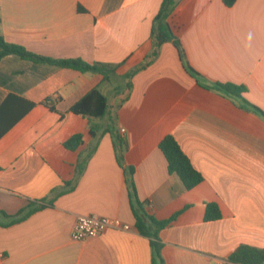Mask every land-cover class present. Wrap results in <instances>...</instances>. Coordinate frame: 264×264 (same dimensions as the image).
<instances>
[{"label":"crops","instance_id":"crops-1","mask_svg":"<svg viewBox=\"0 0 264 264\" xmlns=\"http://www.w3.org/2000/svg\"><path fill=\"white\" fill-rule=\"evenodd\" d=\"M162 3L0 0L6 42L47 58L117 66L104 80L15 55L0 61V264H152L130 183L150 215L177 214L159 232L162 264H218L240 245L264 248V118L215 87L243 85L244 98L264 111V0L231 7L176 0L168 21L198 76L173 42L138 69L153 51ZM94 88L107 98L106 115L72 113ZM76 134L81 144L67 149ZM167 135L203 176L191 190L168 171L159 149ZM30 203L44 207L11 223L7 215ZM207 203L219 206L221 218L204 221ZM80 215L119 219L130 229L75 241Z\"/></svg>","mask_w":264,"mask_h":264},{"label":"trees","instance_id":"trees-1","mask_svg":"<svg viewBox=\"0 0 264 264\" xmlns=\"http://www.w3.org/2000/svg\"><path fill=\"white\" fill-rule=\"evenodd\" d=\"M227 7H231L236 0H222ZM176 0H163L159 13L155 16L153 27L151 30V38L154 44L153 51L138 68L148 66L157 57L160 47L166 42H173L179 57L187 70L191 74H198L188 64L183 45L174 32L173 27L168 19L171 15ZM9 55H15L22 59L36 63H46L59 68L73 69L80 72H95L104 76V80L109 78L105 72L115 70L117 66L106 65L102 63L90 64L82 59H52L37 55L25 49L21 45L8 43L0 33V61ZM137 69V70H138ZM136 71V70H135ZM129 87L131 85L129 84ZM215 87L225 93L238 97L249 108L264 118V111L258 107L251 105L243 96L246 91L245 86L236 85L233 83H216ZM108 109V101L105 95L101 93L99 88H94L89 91L83 98L75 103L70 111L74 114L91 115L94 117H103ZM113 132V130H111ZM92 134H94L92 132ZM121 146L125 147V142L120 137L116 136ZM82 142V135L76 134L69 138L65 143V147L70 150L76 149ZM159 149L162 151L167 161V167L170 174L177 176L185 190H191L203 181V176L191 164L187 155L182 151L180 145L172 135L165 136L159 143ZM130 174L133 170L129 169ZM131 209L133 211L136 227L139 233L150 239L152 249V264H162L163 257L161 255L162 243L159 238V232L168 227L175 221L177 214L168 219L159 220L150 215L145 209V202L138 199L133 183H130ZM44 205L30 203L26 208L21 209L15 215H7L11 219V223H17L26 219L33 212L42 209ZM0 213H6L0 210ZM221 218V211L216 203H207L205 207L204 221H214ZM233 264H264V248H258L250 245H240L227 258Z\"/></svg>","mask_w":264,"mask_h":264},{"label":"built area","instance_id":"built-area-1","mask_svg":"<svg viewBox=\"0 0 264 264\" xmlns=\"http://www.w3.org/2000/svg\"><path fill=\"white\" fill-rule=\"evenodd\" d=\"M124 129L121 130L123 134ZM110 229L128 231L130 226L119 219L103 218L98 215H80L73 226L71 238L75 241H86L95 238ZM2 256V255H1ZM218 264H233L229 261H220Z\"/></svg>","mask_w":264,"mask_h":264}]
</instances>
